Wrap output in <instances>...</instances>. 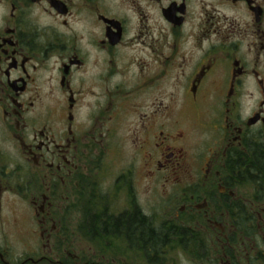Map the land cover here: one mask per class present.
<instances>
[{
	"label": "flooded vegetation",
	"instance_id": "af4514ba",
	"mask_svg": "<svg viewBox=\"0 0 264 264\" xmlns=\"http://www.w3.org/2000/svg\"><path fill=\"white\" fill-rule=\"evenodd\" d=\"M0 264H264V0H0Z\"/></svg>",
	"mask_w": 264,
	"mask_h": 264
},
{
	"label": "rangeland",
	"instance_id": "374dc122",
	"mask_svg": "<svg viewBox=\"0 0 264 264\" xmlns=\"http://www.w3.org/2000/svg\"><path fill=\"white\" fill-rule=\"evenodd\" d=\"M140 197H141V201H142V198H143V194H142V193H141V196H140ZM142 205H143V204H142Z\"/></svg>",
	"mask_w": 264,
	"mask_h": 264
}]
</instances>
